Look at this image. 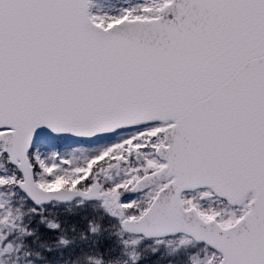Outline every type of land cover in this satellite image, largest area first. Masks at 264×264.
Here are the masks:
<instances>
[{"label": "snow or ice", "instance_id": "obj_1", "mask_svg": "<svg viewBox=\"0 0 264 264\" xmlns=\"http://www.w3.org/2000/svg\"><path fill=\"white\" fill-rule=\"evenodd\" d=\"M0 264H264V0H0Z\"/></svg>", "mask_w": 264, "mask_h": 264}]
</instances>
